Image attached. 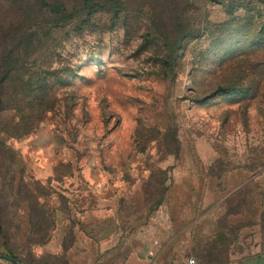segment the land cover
I'll use <instances>...</instances> for the list:
<instances>
[{
  "label": "rangeland",
  "instance_id": "374dc122",
  "mask_svg": "<svg viewBox=\"0 0 264 264\" xmlns=\"http://www.w3.org/2000/svg\"><path fill=\"white\" fill-rule=\"evenodd\" d=\"M92 1L62 0L74 16L55 30L54 14L37 20L30 7L40 27L21 48H37L21 53L48 89L3 97L14 108L0 113L1 254L182 264L184 245L165 262L160 253L232 193L228 211L253 218L264 246V0L232 10L221 0ZM39 101L52 105L40 115ZM26 120L32 130L16 134ZM27 196L46 204L45 219L29 218ZM115 228L129 261L111 252ZM55 239L60 250L47 251Z\"/></svg>",
  "mask_w": 264,
  "mask_h": 264
},
{
  "label": "trees",
  "instance_id": "16d2710c",
  "mask_svg": "<svg viewBox=\"0 0 264 264\" xmlns=\"http://www.w3.org/2000/svg\"><path fill=\"white\" fill-rule=\"evenodd\" d=\"M214 1V0H210ZM34 2V4L32 3ZM253 0L244 1V0H221L220 3L222 5L226 4V8L232 10L234 6L237 7H245L247 6L249 9H253ZM83 5L86 7L93 6L92 0H82ZM31 6H35L38 9L37 20H42L43 16L50 14H54L55 22L52 24V28L58 29L61 26L59 25L60 21L64 19V16L67 17L74 16L73 11H69V9L65 6L62 0H0V113L6 109H13L10 105L5 104L3 97L4 95H10L11 92L20 93L23 95H27L29 93L30 96L40 97L38 92L43 93L47 91L48 85L41 83H32L31 73H29V64L27 59L25 58L27 54H22L21 51L26 50V53L32 52L33 49L37 48L33 42L26 43V47L21 48V40L23 41L27 36L29 30L35 28L36 26L40 27V25H35L30 23ZM74 10V9H71ZM48 11V12H47ZM73 12V13H72ZM47 13V14H46ZM91 12L87 13V19L84 20L82 24H89V17L91 16ZM20 15L21 18H20ZM33 20V19H32ZM30 23V24H29ZM17 24L13 30L15 36L14 41L17 39V43H13L11 39V29L13 26ZM51 29H47L44 32V36L51 34ZM43 36V37H44ZM10 45H9V44ZM31 47L32 49H29ZM30 51V52H29ZM20 76L28 77L27 80H21ZM30 78V79H29ZM19 82V86H16L15 82ZM50 88V87H49ZM31 92H35L36 95L31 94ZM217 92H226L225 88L217 87ZM47 102L39 101L35 108H38L39 115L44 113L46 110L51 108ZM33 126V121L26 120L23 122V125L20 130L15 129L14 132L20 135H27ZM1 132V129H0ZM12 187H10L11 189ZM26 202L29 207V218L33 219V217H42L46 218L48 214V210L46 208V204L44 202H40L37 198L33 196L25 197ZM45 236L41 239L40 243H45ZM0 257L5 258L6 256L0 252ZM8 257H14L12 254ZM20 263L22 260L16 258ZM23 264V262L21 263Z\"/></svg>",
  "mask_w": 264,
  "mask_h": 264
},
{
  "label": "crops",
  "instance_id": "0c3cea01",
  "mask_svg": "<svg viewBox=\"0 0 264 264\" xmlns=\"http://www.w3.org/2000/svg\"><path fill=\"white\" fill-rule=\"evenodd\" d=\"M234 196L232 193L222 197L218 204L198 215L193 221V227L186 233V240L183 241L182 238L170 244L160 253L161 260L165 262L172 250L175 251L174 246L178 247L180 244L201 264H264V246L258 241L254 219L228 211V202ZM118 230L115 228L110 236H107L108 242L115 241L110 245L111 252H114V257L129 261L134 255L130 252V244L124 242V237L122 242L117 244L121 234ZM45 249L49 252L60 250L59 239L47 243ZM186 257H182L183 262Z\"/></svg>",
  "mask_w": 264,
  "mask_h": 264
},
{
  "label": "built area",
  "instance_id": "2783aa9c",
  "mask_svg": "<svg viewBox=\"0 0 264 264\" xmlns=\"http://www.w3.org/2000/svg\"><path fill=\"white\" fill-rule=\"evenodd\" d=\"M183 264H201L194 256H187Z\"/></svg>",
  "mask_w": 264,
  "mask_h": 264
},
{
  "label": "water",
  "instance_id": "95a60500",
  "mask_svg": "<svg viewBox=\"0 0 264 264\" xmlns=\"http://www.w3.org/2000/svg\"><path fill=\"white\" fill-rule=\"evenodd\" d=\"M6 259L14 264H21L16 258L6 256Z\"/></svg>",
  "mask_w": 264,
  "mask_h": 264
}]
</instances>
